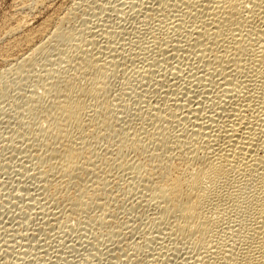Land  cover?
Wrapping results in <instances>:
<instances>
[{
	"label": "bare ground",
	"instance_id": "obj_1",
	"mask_svg": "<svg viewBox=\"0 0 264 264\" xmlns=\"http://www.w3.org/2000/svg\"><path fill=\"white\" fill-rule=\"evenodd\" d=\"M53 1L0 29V264H264V0H65L29 28Z\"/></svg>",
	"mask_w": 264,
	"mask_h": 264
},
{
	"label": "rangeland",
	"instance_id": "obj_2",
	"mask_svg": "<svg viewBox=\"0 0 264 264\" xmlns=\"http://www.w3.org/2000/svg\"><path fill=\"white\" fill-rule=\"evenodd\" d=\"M15 1V0H14ZM63 3L62 5H61V3ZM70 0H66V2L68 3ZM65 2V0H54L53 1V4L52 5H50V7L49 8H46V9H42V10H40V12L38 11V12H28V10H26V11H23V12H25V13H27L26 15H25V13L23 14V12L21 13V15L22 16H25V19H26V17H27V21L29 22V28H35V26H37V24L41 21V20H43L45 17H47V15L49 16V13L51 14V11H52V13H53V11L55 10V8H58V6L60 7V6H62V7H64L65 6V4H67ZM2 3V4H1ZM14 3V2H13ZM13 3H12V0H0V29H2L3 28V26H2V23L5 25L6 24V21H7V19H5V18H9V16L10 15H12L15 11V9H16V6H15V4H14V6H12L13 5ZM12 4V5H11ZM57 5V7H55ZM11 6V7H10ZM52 6V7H51ZM13 7H15V8H13ZM13 8V9H12ZM54 9V10H53ZM45 10H47V11H45ZM42 11V12H41ZM45 11V12H44ZM49 11V12H48ZM11 12H12V14H11ZM32 15H31V14ZM35 15H34V14ZM29 17V18H28ZM6 21H5V20ZM31 21V22H30ZM2 27V28H1ZM0 33H1V30H0ZM2 46V43H1V41H0V47ZM2 48V47H1ZM1 50V49H0ZM2 86L0 85V89L2 90L3 89V87L1 88ZM0 90V92H2ZM12 90H14V89H12ZM12 90H10L7 94H11V92H12ZM4 92V91H3ZM14 92H16V90H14L13 92H12V94L11 95H9V96H11L10 98H8L9 96L7 95V94H4V93H0L1 94V96L5 99L6 97H7V99H9V100H3V98L0 96V102L3 100V102L5 103H10L8 106H7V104L5 103L4 105H3V102H1V104H0V107L2 108V105H3V109L4 110H6L9 114L11 113V114H14L15 113V111H14V109L15 108H13L15 105V101H11V100H13L14 99V95L16 94V93H14ZM12 96H13V98H12ZM7 101H9V102H7ZM12 102V103H11ZM16 102H17V100H16ZM7 107H6V106ZM6 109H5V108ZM10 107H11V110H10ZM13 108V109H12ZM9 109V110H8ZM14 111V112H13ZM10 116H12V115H10ZM14 116V115H13ZM10 121H11V119H9ZM3 126V127H2ZM4 127H5V125H1L0 124V129H1V131L0 132H3V129H4ZM78 259H80V258H78ZM82 260V259H81ZM82 262V261H81ZM81 262L79 263V264H81Z\"/></svg>",
	"mask_w": 264,
	"mask_h": 264
}]
</instances>
